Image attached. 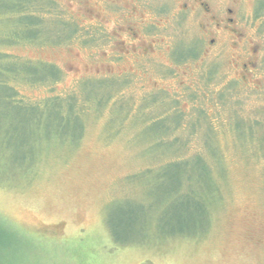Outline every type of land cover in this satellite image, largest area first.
Masks as SVG:
<instances>
[{
	"label": "rangeland",
	"instance_id": "1",
	"mask_svg": "<svg viewBox=\"0 0 264 264\" xmlns=\"http://www.w3.org/2000/svg\"><path fill=\"white\" fill-rule=\"evenodd\" d=\"M10 1L0 0V13ZM26 1L36 28L75 29L69 40L40 32L38 42H11V26L0 21V223L36 240L34 264H264V160L245 145L250 135L264 141V0H203L207 12L193 9L194 0ZM226 9L235 12L231 26ZM31 62L54 65L59 76L32 86L23 70H6ZM105 83L109 103L85 117L77 145L47 143L35 164H23L29 122L16 103L51 92L82 97ZM162 116L185 126L169 127L165 140L185 138L195 124L184 158L210 163L206 131L220 154L225 174L212 171L222 202L201 237L160 239L155 207L173 219L187 206L163 201L181 173L165 158L171 147L156 144L153 122ZM236 120L250 128L234 132ZM199 210L191 208L185 231ZM133 213L150 219L146 242L140 215L129 223Z\"/></svg>",
	"mask_w": 264,
	"mask_h": 264
},
{
	"label": "trees",
	"instance_id": "2",
	"mask_svg": "<svg viewBox=\"0 0 264 264\" xmlns=\"http://www.w3.org/2000/svg\"><path fill=\"white\" fill-rule=\"evenodd\" d=\"M8 3L9 4L6 5L4 12L0 13V15H2L0 21L8 22V24L11 26L13 34L7 38V40H10L11 42L16 40H23L32 43L38 42L40 32L43 36H53L54 40H69V37L75 33L73 26L63 23L61 24V22H53L50 24L56 30L53 34V28H50L47 30V32H44L43 26L41 29H39V27L36 28V25H39L41 21H37V19L31 14L30 10L28 9V5L30 3H28L26 0H11ZM48 4L52 5L50 2ZM6 15L11 16V18L9 19V17H6ZM12 20H15L16 23H11ZM68 28H70L67 31L68 36L57 37L55 35V33L60 35V32L63 29ZM85 35L86 37L84 36L83 42L90 41L92 36L90 32L88 31V33ZM178 57L180 56H177V58ZM19 63L16 64L17 66L13 65L14 67H10L11 69L6 67V70H8V72L12 75L15 74L14 71L16 69L18 70V73H20V70H23L25 73V78L32 86L34 84L41 83L45 79H49V81L50 79L56 80L57 76H59V72L57 70L58 68L52 64L49 65L42 62H35L38 63L35 64L34 62H31L25 65H20ZM107 81L108 80H106V82ZM88 82L92 81L84 82L82 84V88L83 85L85 87V83ZM93 82L97 83L95 81ZM49 86L53 87V84H50ZM110 87V84L105 83L99 90H96V93H94V91H90L87 94L84 92L82 97H79L77 93H71L62 96L55 95L54 92H51L47 98L35 101L32 105L21 104V102L16 103L18 112L20 111L23 114V121L25 123L29 122L30 135L28 141L26 142L28 146L24 147L26 155L20 157L25 161L23 164L28 166L35 164L37 159L40 157V154H42L44 150H46V152L48 151L47 143L54 145V143L57 144V142H59L64 146L77 145L80 142V137L82 136L85 117H89L92 113L95 114L99 112L98 109L103 108L106 106L105 104L109 103ZM167 119L168 118L162 116V118L158 119V122H153L159 125L158 132L160 133V140H158L156 144L158 146L169 145L171 147L170 151H166L167 157L165 158L170 161L169 164H175L178 168L176 172L181 174L175 180L173 189L166 193L163 201L164 199H171L176 203L181 201L184 203L183 205L187 206L182 210V217H175L173 219H170L168 214L164 216L161 207H155L153 214L156 218L157 225L163 230L162 235H160V239L163 241L166 240L167 237L190 239L196 236L201 237L209 224L208 221L212 215V211L216 210V207L220 205V202H222L220 199L221 194H219L220 188L216 182V177L222 178V174H225V170L220 163V154L217 153L218 151L213 145L214 142L212 138H210L212 136L210 132H205V137H207L206 141L209 142L208 143L205 141V144L207 145L208 143L207 146L209 150L212 149V153H210L209 156L210 163H203V158H198L203 157V155L200 154L184 158L185 155L181 154L184 153L182 152V149L188 147L189 140L192 137L190 135L193 133L195 124H190V128L187 129L188 134L185 138L175 137L172 140H165V136L169 135V127L172 128V132H175V130H177L179 127L181 129L185 127L182 123H180V119L178 117H175L176 120L173 119L171 122H169L170 120ZM165 123H169V125L165 126ZM245 123L247 125H243V123H240L239 120H236L232 126L233 131H244L246 126L250 128L249 124L251 122ZM260 131L261 130H259V133ZM248 138V142L245 145H255L256 151L262 156L264 160V141L260 140L262 138L258 137V140H256L254 137L252 143V140L250 141V138L252 139V135L248 136ZM23 143H25V140ZM179 145L182 146L180 147ZM169 157H173L175 160L171 161L168 159ZM193 159L195 161L200 160V166H202V169H197L198 167L194 164ZM23 164H20V167ZM216 166H219V171H217L219 177L214 174V171H212V169H216ZM3 171L6 174V178L11 176L13 173L9 170ZM159 178L161 181H165L166 174L164 173L163 175L161 173ZM154 185L157 186L155 182ZM193 207L195 209L199 207L201 209L199 212L202 211V214L198 216V219H196L195 225H192L190 229L185 231V222L192 214L191 208ZM129 210L132 211L133 208L129 207ZM134 213L128 217V219H130L129 223H132L131 221L134 220L136 216L138 219L141 217L140 223L143 228V239L144 242H146L150 239V219L149 217L142 215V213ZM201 221H203V224ZM113 232L114 234H117L112 228V233ZM111 237H113L112 234ZM32 241L36 240H33L32 238L25 239L18 230H15L9 225L7 226L0 223V264H34L35 261L39 260V256L35 252V249H29L30 243ZM60 263H65V260L61 261Z\"/></svg>",
	"mask_w": 264,
	"mask_h": 264
},
{
	"label": "flooded vegetation",
	"instance_id": "3",
	"mask_svg": "<svg viewBox=\"0 0 264 264\" xmlns=\"http://www.w3.org/2000/svg\"><path fill=\"white\" fill-rule=\"evenodd\" d=\"M193 2H194L192 3V5L194 6L193 9H195V4H196L201 9V11L207 12V9H208L207 2H203V0H194ZM226 14L228 15V17L223 22L231 26L233 24V19H231V17L234 16L235 12L232 9H226ZM217 25L220 27L222 25V22L219 21Z\"/></svg>",
	"mask_w": 264,
	"mask_h": 264
}]
</instances>
